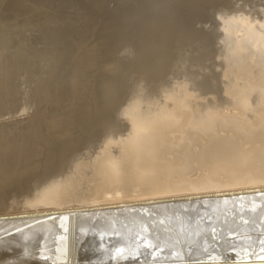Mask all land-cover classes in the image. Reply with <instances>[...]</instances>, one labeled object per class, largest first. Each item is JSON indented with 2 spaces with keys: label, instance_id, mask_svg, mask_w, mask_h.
<instances>
[{
  "label": "bare ground",
  "instance_id": "obj_1",
  "mask_svg": "<svg viewBox=\"0 0 264 264\" xmlns=\"http://www.w3.org/2000/svg\"><path fill=\"white\" fill-rule=\"evenodd\" d=\"M62 1L0 0V217L264 189V0H123L98 125L94 0Z\"/></svg>",
  "mask_w": 264,
  "mask_h": 264
},
{
  "label": "water",
  "instance_id": "obj_2",
  "mask_svg": "<svg viewBox=\"0 0 264 264\" xmlns=\"http://www.w3.org/2000/svg\"><path fill=\"white\" fill-rule=\"evenodd\" d=\"M123 3L114 0L110 9L108 0L88 3L86 34L101 25L91 41L97 45L89 44L82 52L85 65L96 63L98 117L89 125L100 124L101 116L109 118L101 102L114 75L104 67L116 60L118 34H113V27L121 25L118 7ZM59 28L52 25L49 30ZM83 154L93 155L95 150ZM0 222L8 229L0 233V264H264V189L91 211L3 216Z\"/></svg>",
  "mask_w": 264,
  "mask_h": 264
},
{
  "label": "rangeland",
  "instance_id": "obj_3",
  "mask_svg": "<svg viewBox=\"0 0 264 264\" xmlns=\"http://www.w3.org/2000/svg\"><path fill=\"white\" fill-rule=\"evenodd\" d=\"M35 32L38 34V36H40V35H39L40 32L33 31V33H34V34H33L31 30L28 31V32H26V33H24V35L27 36L28 33H30L27 37L31 38V36H32V38H34V39L31 38V39H32L33 41L36 42L35 46H37V47L40 48V49H42L43 47L45 48V45L42 43V44L44 45V46H42V44H41L42 39H41L40 37L38 38V36L36 35ZM21 34H22V33H21ZM30 35H31V36H30ZM39 44H40V45H39ZM38 45H39V46H38ZM40 46H41L42 48H41ZM42 64H43V63H40L39 66L36 65L37 67H36V66H35V67L38 68V67L42 66ZM44 69L46 70L47 68L44 67ZM41 75H42V74H41ZM41 75L38 76V73H37V75H34V76H32V77H33L34 79H38V78L40 79L41 77H42V78H47L46 75H45L44 73H43L42 76H41ZM0 86H1V88L3 87V89H4L5 92H7L6 89L4 88L5 86H2V83H1ZM15 86H16V84H13L12 87H11V88H12L11 90H12L13 93L16 94V95H14L13 93H12L13 96H12V94H4V93H1V94H0V95L3 94V95H2L3 98L0 97L1 99H3V100H8V101H6V102H8L9 104H11L10 106H8L9 104L6 105V102L2 103L3 101L0 100V102L2 101V102H1L2 104L0 103V108H1V106H3V105L5 106V107L3 106L4 109H3V108L0 109V111H1V112H0V119H1V120L3 119L2 121L0 120V123H1V124H2V123H6V122H8V119H9V121H13V120H15L17 117L19 118V116H20V115H19V113H20V111H19V106L22 104V101L20 100V99L22 98V95H21V96H18V95H17L18 88H16ZM1 88H0V89H1ZM25 88H26V86H24V85L21 86V90H20V91L24 90ZM14 89H16V90H14ZM34 90H35V89H34ZM35 91H36V90H35ZM0 92H3V90L1 89ZM36 92H37V91H36ZM9 93H11V92H9ZM25 93H27L26 90H25ZM19 94H20V92H19ZM32 94H33V93H31V92L28 93L29 96H33V95H34V94H33V95H32ZM37 94H39V93L37 92ZM4 95H5L6 97H4ZM8 95H9L10 97L12 96V98H16V97H17V99H13V101H12V99H10V101H9V98H10V97L7 99ZM5 98H6V99H5ZM23 98H26V97L23 96ZM11 101H12V102H11ZM14 101H15V102H17V101H18V102L21 101V102H20L21 104L18 103V102H17V103H14ZM10 102H11V103H10ZM28 103H29V102H27V105H28ZM14 104H15V105H14ZM12 105L16 108V110H14L15 108H14ZM17 105H18V106H17ZM27 105H26V107H27ZM6 106H8V107H10V108H11V106H12L13 108H12V110H10V108H6ZM17 108H18V110H17ZM29 109H32V110H29ZM29 109H28L27 111H25V113H26V112H32L33 109H34V106H32V107L29 108ZM5 110H6V111H5ZM8 110L10 111V113L12 114V116H11L10 113H9V114H8V113H5V112H8ZM4 111H5V112H4ZM12 111H13V112H12ZM1 113H2V116H3L2 118H1ZM3 113H4V114H3ZM13 113H14V114H13ZM6 114L9 115L8 118H7V115H6ZM16 116H17V117H16ZM10 117H11V119H10ZM15 117H16V118H15ZM4 118H5V119H4ZM13 118H14V119H13ZM18 118H17V119H18ZM6 119H7V120H6Z\"/></svg>",
  "mask_w": 264,
  "mask_h": 264
},
{
  "label": "snow or ice",
  "instance_id": "obj_4",
  "mask_svg": "<svg viewBox=\"0 0 264 264\" xmlns=\"http://www.w3.org/2000/svg\"><path fill=\"white\" fill-rule=\"evenodd\" d=\"M107 166L111 169V171L114 174L118 173V171H119V163H118V161H110V162H108Z\"/></svg>",
  "mask_w": 264,
  "mask_h": 264
}]
</instances>
